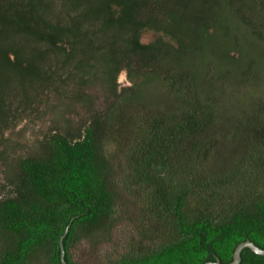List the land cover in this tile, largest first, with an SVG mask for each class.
Returning <instances> with one entry per match:
<instances>
[{"label":"trees","instance_id":"trees-1","mask_svg":"<svg viewBox=\"0 0 264 264\" xmlns=\"http://www.w3.org/2000/svg\"><path fill=\"white\" fill-rule=\"evenodd\" d=\"M64 101L90 118L15 171V116L73 112ZM0 167V264H63L66 230L65 261L82 264L122 192L144 225L104 264L264 250V0H0ZM240 264L264 256L245 248Z\"/></svg>","mask_w":264,"mask_h":264},{"label":"rangeland","instance_id":"rangeland-1","mask_svg":"<svg viewBox=\"0 0 264 264\" xmlns=\"http://www.w3.org/2000/svg\"><path fill=\"white\" fill-rule=\"evenodd\" d=\"M153 37L144 34L143 41L145 43L153 41ZM119 83L123 86H130L125 71L122 72ZM143 96V95H142ZM65 98H58L53 100L50 105L63 101ZM67 106H71L73 112H56L52 116L44 113L46 105L39 103L37 107L42 110V115L35 116L31 113L25 112L22 116L19 125H15L10 132L12 138L13 149L10 152L15 161L8 162L10 166L18 170L17 162L19 157H27L40 153V143L48 138L53 132H67L66 127L75 130V127L82 125L81 120L90 118V113L87 109L82 108L78 103L71 104V101H64ZM67 108V107H66ZM72 132V131H71ZM45 142V141H44ZM15 162V164H14ZM5 169V168H4ZM2 168L0 167V176ZM118 177L121 176V171L118 172ZM123 199L120 202V210L117 223L115 224L110 240L101 242L99 248H93L91 242L84 241L79 249L75 252V259L82 264H104L107 257L116 258L124 252L125 243L136 234V230L143 229V218L141 215V206L137 198L122 192Z\"/></svg>","mask_w":264,"mask_h":264},{"label":"water","instance_id":"water-1","mask_svg":"<svg viewBox=\"0 0 264 264\" xmlns=\"http://www.w3.org/2000/svg\"><path fill=\"white\" fill-rule=\"evenodd\" d=\"M68 230H66V233L64 236H62L61 238V250H62V255H61V260H62V263L63 264H68L66 261H65V254H64V247H63V239L64 237L66 236ZM245 248H249L251 249L254 253L258 254V255H262L264 256V250L260 249L259 247H257L253 242H250V241H246V242H243L241 244H239L234 252V255H233V261L229 264H240L241 263V253L242 251L245 249ZM206 264H221L219 261H216V262H208Z\"/></svg>","mask_w":264,"mask_h":264}]
</instances>
